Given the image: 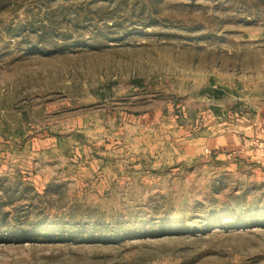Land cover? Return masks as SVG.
Here are the masks:
<instances>
[{
	"label": "rangeland",
	"instance_id": "obj_1",
	"mask_svg": "<svg viewBox=\"0 0 264 264\" xmlns=\"http://www.w3.org/2000/svg\"><path fill=\"white\" fill-rule=\"evenodd\" d=\"M262 111L264 0H0V264H264Z\"/></svg>",
	"mask_w": 264,
	"mask_h": 264
},
{
	"label": "crops",
	"instance_id": "obj_2",
	"mask_svg": "<svg viewBox=\"0 0 264 264\" xmlns=\"http://www.w3.org/2000/svg\"><path fill=\"white\" fill-rule=\"evenodd\" d=\"M263 113H262V115H260L261 116V118H260V116H259V120L258 121H261L260 122V125H258V126H256V128H263L262 129V131H264V111H262ZM264 144V142H260L259 144H256V147H252L251 149L249 148V146H243L242 147V150H245V149H247L246 150V153H250V152H259V151H263L262 150V148L263 147H261L262 145ZM258 146H260L259 148H258ZM261 149V150H260Z\"/></svg>",
	"mask_w": 264,
	"mask_h": 264
},
{
	"label": "built area",
	"instance_id": "obj_3",
	"mask_svg": "<svg viewBox=\"0 0 264 264\" xmlns=\"http://www.w3.org/2000/svg\"><path fill=\"white\" fill-rule=\"evenodd\" d=\"M206 150H207V152H209V153L211 152V151H210V149H206ZM257 161H259V162H260V160H257Z\"/></svg>",
	"mask_w": 264,
	"mask_h": 264
}]
</instances>
